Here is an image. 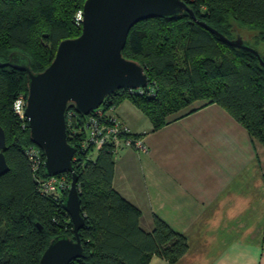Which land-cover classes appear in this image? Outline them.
Wrapping results in <instances>:
<instances>
[{
	"label": "trees",
	"instance_id": "obj_1",
	"mask_svg": "<svg viewBox=\"0 0 264 264\" xmlns=\"http://www.w3.org/2000/svg\"><path fill=\"white\" fill-rule=\"evenodd\" d=\"M183 1L196 19L182 12L132 28L123 55L145 68L149 84L118 90L102 107H114L118 115V107L128 100L156 131L198 102L216 103L264 145V66L253 52L232 46L200 24L228 40H235L242 29L255 42L252 46L243 39L244 44L259 51L257 45L264 44V0ZM85 2L0 0V126L6 133L9 165V172L0 177V264H40L55 237L74 238L73 222L64 209L69 190L56 196L41 192L39 181L48 178L45 155L40 149L42 163L35 171L27 151L39 147L27 119L14 110L19 95L28 94L27 73L2 63L19 51L29 57L35 73L44 71L63 40L81 35L78 17ZM71 109L76 110L74 105ZM78 116L84 124V117ZM82 138L68 140L78 149ZM114 157L112 147L105 146L85 166L73 163L86 225L80 231L85 255L71 264H150L153 256L175 263L189 250L188 240L157 217L153 232L141 228V211L113 186Z\"/></svg>",
	"mask_w": 264,
	"mask_h": 264
},
{
	"label": "crops",
	"instance_id": "obj_2",
	"mask_svg": "<svg viewBox=\"0 0 264 264\" xmlns=\"http://www.w3.org/2000/svg\"><path fill=\"white\" fill-rule=\"evenodd\" d=\"M120 106L147 150L115 153V190L141 211L144 231L157 217L189 243L175 263L150 264H264V145L216 103L198 102L156 131Z\"/></svg>",
	"mask_w": 264,
	"mask_h": 264
},
{
	"label": "water",
	"instance_id": "obj_3",
	"mask_svg": "<svg viewBox=\"0 0 264 264\" xmlns=\"http://www.w3.org/2000/svg\"><path fill=\"white\" fill-rule=\"evenodd\" d=\"M195 13L183 0H86L83 8L82 33L63 40L55 59L44 71L35 73L27 55L16 51L4 67L27 73L28 94L25 117L32 141L43 150L44 170L48 177L72 174L71 187L64 209L74 225V238L55 237L45 250L40 264H71L82 259L85 249L80 231L86 220L82 215L79 175L73 171L77 152L68 140L67 113L71 105L83 115L100 108L106 98L121 89H140L149 84L145 68L124 57L123 50L132 28L155 17L174 18ZM213 34L234 47L253 52L264 66L259 51L246 46L243 37L228 40L217 30L200 22ZM7 139L0 126V177L9 172L5 156Z\"/></svg>",
	"mask_w": 264,
	"mask_h": 264
},
{
	"label": "built area",
	"instance_id": "obj_4",
	"mask_svg": "<svg viewBox=\"0 0 264 264\" xmlns=\"http://www.w3.org/2000/svg\"><path fill=\"white\" fill-rule=\"evenodd\" d=\"M78 20L82 22V12L79 14ZM26 106L27 96L19 95L15 101L14 110L22 119H26L24 115ZM102 106L89 115H82L84 117L82 123L84 124H81L82 118H79V113L76 110L71 109L67 113L68 138L83 135L73 158V163H76L78 167L85 166L86 160L95 159V156L105 146L112 147L115 153L126 148L136 151L147 150L143 137L135 136L132 133L130 128L118 117L114 107L106 110ZM27 154L33 161L36 171L42 163L40 148H30ZM71 182L72 174L64 173L39 181V189L45 195L56 196L62 190H69Z\"/></svg>",
	"mask_w": 264,
	"mask_h": 264
},
{
	"label": "rangeland",
	"instance_id": "obj_5",
	"mask_svg": "<svg viewBox=\"0 0 264 264\" xmlns=\"http://www.w3.org/2000/svg\"><path fill=\"white\" fill-rule=\"evenodd\" d=\"M238 35H241L243 39L248 43V44H255L254 40L250 37L251 34L245 32L244 30H240L235 37L237 39ZM254 46V45H252ZM257 48L259 51L264 53V44L257 45ZM119 113L125 118V115L130 117L133 121H135L138 125H143V122L145 123L146 118L140 113V111L135 108L130 101H124L120 108H119Z\"/></svg>",
	"mask_w": 264,
	"mask_h": 264
}]
</instances>
